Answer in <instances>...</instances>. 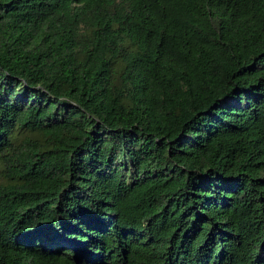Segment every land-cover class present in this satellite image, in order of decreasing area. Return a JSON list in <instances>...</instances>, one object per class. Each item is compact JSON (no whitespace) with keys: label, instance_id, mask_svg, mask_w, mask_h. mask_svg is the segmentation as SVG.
<instances>
[{"label":"trees","instance_id":"obj_1","mask_svg":"<svg viewBox=\"0 0 264 264\" xmlns=\"http://www.w3.org/2000/svg\"><path fill=\"white\" fill-rule=\"evenodd\" d=\"M0 264H264V0H0Z\"/></svg>","mask_w":264,"mask_h":264}]
</instances>
